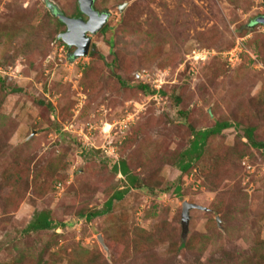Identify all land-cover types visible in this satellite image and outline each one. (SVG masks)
<instances>
[{
	"label": "rangeland",
	"instance_id": "374dc122",
	"mask_svg": "<svg viewBox=\"0 0 264 264\" xmlns=\"http://www.w3.org/2000/svg\"><path fill=\"white\" fill-rule=\"evenodd\" d=\"M49 3L77 15L78 0H0V264H264V152L244 137L264 142V0H94L109 18L77 59ZM195 47L215 55L194 65ZM220 121L181 173L193 131ZM184 201L207 209L185 239ZM39 211L55 230L25 234Z\"/></svg>",
	"mask_w": 264,
	"mask_h": 264
},
{
	"label": "trees",
	"instance_id": "16d2710c",
	"mask_svg": "<svg viewBox=\"0 0 264 264\" xmlns=\"http://www.w3.org/2000/svg\"><path fill=\"white\" fill-rule=\"evenodd\" d=\"M77 14L79 16L82 15L81 12L78 10V8H77ZM58 22L61 25L65 26L59 19H58ZM253 23L259 24V23H256L255 20L252 21L250 24H253ZM104 30H105V27L103 28V31ZM58 40L62 42L68 48V46L61 39H58ZM151 87L152 86L150 84L140 85L141 90L144 92L150 91L151 93H153V95H158L160 97H162V94H165L163 91L153 89ZM230 127H232L230 122L220 121V122H216L214 126H212L211 128H208L202 131L200 130L197 132L193 131L194 137L191 141L190 147L188 150L185 151V155H184L185 157L182 158L183 161L182 163H180L179 170L181 171V173L188 172L192 168V164H193L192 162L194 160L199 161L203 157L206 140L208 139L209 136L220 134L224 129H227ZM253 132H254V129L252 127H247L245 129L244 137L247 138V140L250 142V144L254 148L261 149L264 152V142L255 141L253 138ZM185 158H187L186 161H184ZM113 169L115 172H120L126 176L129 187H136V188L141 187V185L138 182V178L136 176L130 175L129 169L125 162H121L119 163V165H115ZM127 190L128 188L125 191H117L116 193H114L107 200V202L105 203V208H103L102 210H95L87 214H83L82 216L85 217L87 220H91L95 217L103 216L109 213L112 209L114 200H118V201L122 200ZM62 226H65V225L63 224ZM55 228L56 226H54L52 220L49 217L48 212L39 211L34 214L33 218L31 219L29 224L24 229V233L26 234L30 232H37L40 230H55ZM262 244L264 245V242H262ZM41 261L42 259L39 262Z\"/></svg>",
	"mask_w": 264,
	"mask_h": 264
},
{
	"label": "water",
	"instance_id": "95a60500",
	"mask_svg": "<svg viewBox=\"0 0 264 264\" xmlns=\"http://www.w3.org/2000/svg\"><path fill=\"white\" fill-rule=\"evenodd\" d=\"M48 5L66 27V30L59 34V38L68 47H75V50L71 53V58L77 59L87 56L91 44V35L96 34L105 26L109 18V13L96 10L94 8V0H78V9L86 19L83 17H69L55 5L50 3ZM123 8L124 5L120 7L121 10ZM255 22L264 25V16L257 17ZM193 209L207 210L206 207L201 205L187 201L183 202L181 226L182 237L184 239L189 230L190 211ZM99 240L104 249H107L101 237Z\"/></svg>",
	"mask_w": 264,
	"mask_h": 264
},
{
	"label": "built area",
	"instance_id": "2783aa9c",
	"mask_svg": "<svg viewBox=\"0 0 264 264\" xmlns=\"http://www.w3.org/2000/svg\"><path fill=\"white\" fill-rule=\"evenodd\" d=\"M249 36L250 35L246 37H238L235 40L234 45L223 53L225 60L230 67H235L236 65L241 63L243 53L247 52L245 41H246V38ZM212 55H215V53L211 50L201 48V47H195L192 50H190L189 53L187 54L186 61H191V63L195 65L197 63L205 62ZM141 79L143 80V84H150L154 86L155 89H158V90H160L162 86L160 83L163 82L161 79L160 81L154 80V82H152L151 76L148 74L144 75ZM155 82L158 85H156ZM154 97H160V96L154 95Z\"/></svg>",
	"mask_w": 264,
	"mask_h": 264
},
{
	"label": "flooded vegetation",
	"instance_id": "af4514ba",
	"mask_svg": "<svg viewBox=\"0 0 264 264\" xmlns=\"http://www.w3.org/2000/svg\"><path fill=\"white\" fill-rule=\"evenodd\" d=\"M94 8H95V6H94ZM49 9H50V11L53 13V11H52V9L49 7ZM96 9V8H95ZM54 14V13H53ZM55 15V14H54ZM76 17H83L84 19H86V17L84 16V15H81V16H79L78 14L76 15ZM65 30H66V28H65Z\"/></svg>",
	"mask_w": 264,
	"mask_h": 264
}]
</instances>
